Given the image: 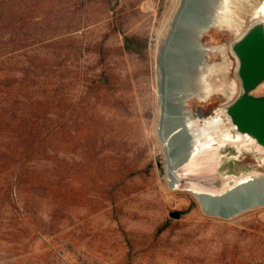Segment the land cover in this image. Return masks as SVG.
Returning a JSON list of instances; mask_svg holds the SVG:
<instances>
[{
  "label": "rangeland",
  "instance_id": "1",
  "mask_svg": "<svg viewBox=\"0 0 264 264\" xmlns=\"http://www.w3.org/2000/svg\"><path fill=\"white\" fill-rule=\"evenodd\" d=\"M263 2L232 0V13L249 27L254 5ZM180 3L89 1L87 21L74 35L85 47L82 72L87 75L79 115L69 117L62 132L55 133L48 161L37 169L47 184L33 199V232L24 230L15 242H3L0 264H264V208L223 219L204 211L192 193L170 186L157 128V60ZM32 4L33 16L46 24L63 0ZM124 34L148 39L145 57L123 50ZM239 35L236 30L212 29L202 36L204 46L224 47L207 55L208 63L217 67L209 81L220 90L206 101L191 99L194 110L210 113L241 92L239 63L232 51ZM72 46L67 41L57 48L67 61L73 60ZM45 50L50 54L48 47ZM102 72L110 76L105 91L100 89ZM255 93L264 94V83ZM189 150L202 156L197 148ZM219 170L264 173V160L223 159ZM18 197L24 207L20 191Z\"/></svg>",
  "mask_w": 264,
  "mask_h": 264
},
{
  "label": "trees",
  "instance_id": "2",
  "mask_svg": "<svg viewBox=\"0 0 264 264\" xmlns=\"http://www.w3.org/2000/svg\"><path fill=\"white\" fill-rule=\"evenodd\" d=\"M89 1L63 0L44 24L33 16L32 0H0V245L15 242L24 230L33 232V199L47 184L37 169L47 163L55 133L62 132L67 119L79 115L87 75L82 72L85 47L74 35L87 21ZM117 31L123 32L121 27ZM67 41L73 44L70 61L57 50ZM122 46L145 57L148 39L124 34ZM47 47L50 54L44 53ZM107 80L110 76L102 72L103 91Z\"/></svg>",
  "mask_w": 264,
  "mask_h": 264
},
{
  "label": "bare ground",
  "instance_id": "3",
  "mask_svg": "<svg viewBox=\"0 0 264 264\" xmlns=\"http://www.w3.org/2000/svg\"><path fill=\"white\" fill-rule=\"evenodd\" d=\"M231 8L232 0H181L161 39L157 60V128L166 151L170 186L192 193L204 211L223 219L264 208V173L219 170L224 157L221 149L227 143L226 131L220 130L228 120L226 107L218 106L211 117L192 114L187 107L193 97L206 101L220 90L209 81L217 67L208 63L207 55L222 52L224 47L204 46L202 36L212 29H228L240 33L238 40L250 27L244 28ZM253 13L254 22L264 20V2L254 5ZM240 147L253 151L254 141L245 134ZM191 148L199 149L202 156ZM259 152L263 161L264 154Z\"/></svg>",
  "mask_w": 264,
  "mask_h": 264
},
{
  "label": "water",
  "instance_id": "4",
  "mask_svg": "<svg viewBox=\"0 0 264 264\" xmlns=\"http://www.w3.org/2000/svg\"><path fill=\"white\" fill-rule=\"evenodd\" d=\"M232 51L239 63L241 92L227 105L226 111L235 129L254 141L253 152L264 154V94L255 93L264 83V20L252 23L234 42Z\"/></svg>",
  "mask_w": 264,
  "mask_h": 264
},
{
  "label": "built area",
  "instance_id": "5",
  "mask_svg": "<svg viewBox=\"0 0 264 264\" xmlns=\"http://www.w3.org/2000/svg\"><path fill=\"white\" fill-rule=\"evenodd\" d=\"M187 107L192 112V114L198 115L199 113H201L203 116H206V117L213 116L216 111V109H213L210 113L206 114L202 108L201 109L196 108L194 110L192 106L190 105V100L187 103ZM224 123L221 125V129H220L222 131H226V137H227V140H226L227 143L225 147L221 149L222 155L224 156L223 159H227L231 162H240V161L245 160L247 157L251 156L255 158L257 162H259V159L257 157L259 156L258 154L254 153L251 149L240 147V143L242 142L245 134L235 129L229 116H228V120L226 121V124ZM257 164L260 165V163H257Z\"/></svg>",
  "mask_w": 264,
  "mask_h": 264
}]
</instances>
